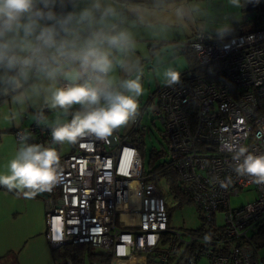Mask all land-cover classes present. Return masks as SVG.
<instances>
[{"label": "built area", "instance_id": "1", "mask_svg": "<svg viewBox=\"0 0 264 264\" xmlns=\"http://www.w3.org/2000/svg\"><path fill=\"white\" fill-rule=\"evenodd\" d=\"M259 15L261 26L252 31L226 38L196 35L191 47L197 71H181L175 85H158L148 109L163 128L191 200L207 220L222 215L221 237L170 228L165 199L144 174L138 148L115 131L58 151L62 178L40 192L48 206L45 237L53 249L89 244L108 254L107 264H197L201 257L207 264H264L258 252L264 248V184L236 174L228 151L229 145H246L264 153V11ZM24 132L31 134L30 143H51L49 127L14 128L17 143ZM248 187L256 198L233 208L230 197ZM58 264L83 262L67 258Z\"/></svg>", "mask_w": 264, "mask_h": 264}, {"label": "clouds", "instance_id": "2", "mask_svg": "<svg viewBox=\"0 0 264 264\" xmlns=\"http://www.w3.org/2000/svg\"><path fill=\"white\" fill-rule=\"evenodd\" d=\"M243 6L244 0L225 3ZM169 9L168 0H0V99L11 105L6 119L18 123L26 107L41 98L59 112L52 120L43 113L36 117L51 130L49 145L30 143L28 132L18 137L13 156L0 169V187L25 196L50 191L62 178L55 145L107 139L140 115L144 70L133 58V28L151 27L150 18ZM175 12L183 17L182 8ZM231 31L227 22L216 29L220 38ZM162 75L169 86L181 78L174 67ZM228 151L236 174L264 184V153L246 145H229Z\"/></svg>", "mask_w": 264, "mask_h": 264}, {"label": "rangeland", "instance_id": "3", "mask_svg": "<svg viewBox=\"0 0 264 264\" xmlns=\"http://www.w3.org/2000/svg\"><path fill=\"white\" fill-rule=\"evenodd\" d=\"M190 3V7H187V0H183L177 5L170 6L171 8L168 11L159 13L158 16L150 18L152 20L151 27L138 26L133 28L137 40V49L133 58H139L144 70L142 83L144 85L145 94L140 98L141 107L147 103L148 97L153 94L157 85L163 83L162 73L165 68L174 67L181 72L188 67V61H186V57L181 53L179 47L189 40L194 39V36L191 35L192 31L200 29L201 32H205L206 30H204L203 27L206 29H217L225 22L234 26L237 23L236 21H238L236 19L242 16V12H240L239 9L225 7L226 0H215L214 3L210 0H205L203 3H201V0H191ZM177 8L183 9L184 14L182 18H177L175 12ZM246 14L253 15L255 13L250 10L249 12H244L245 16ZM232 20H236L234 24H231ZM154 42L156 43L154 45L155 48L151 49L149 44ZM120 74L123 75L122 73ZM30 104L38 105V110L47 108L43 100H34ZM47 110V112L40 111L39 113H43L49 120L59 115V112H53L48 108ZM32 114L36 117L35 115L37 113L32 112ZM152 119H154V125L149 123ZM133 123L132 121L126 126L121 127L118 129V132L122 134L128 133L134 127ZM139 123L151 128V132L145 135L144 147H142L144 152H142L144 169L148 171L150 170L148 158H150L152 146L156 147L157 150H161L163 147L165 148L166 142L159 134L161 124L158 123V120L153 118V115L148 113V111L144 112ZM55 147H57V151L60 153H65L70 150L72 144L65 143L63 145H55ZM166 158L167 156L165 154L154 158L152 163L153 167L165 162L167 160ZM154 181L159 185L162 195H164L168 205L167 207L169 208V227L175 231L199 227L201 218H199L200 212L197 206L192 202L190 203L186 200L182 201L178 197L173 196L170 192V184L165 175H157ZM254 191L253 187L240 190L237 195L234 194V196L230 197V205L236 208L247 204V202L253 201L256 198V192ZM216 218L219 224L223 223L221 214H218ZM95 250L98 251L99 249ZM258 252L264 254V248H260ZM54 253L55 255L57 254L60 259H63L65 256L63 247L55 248ZM85 264L89 263L86 262ZM197 264H207L206 259L201 257Z\"/></svg>", "mask_w": 264, "mask_h": 264}, {"label": "crops", "instance_id": "4", "mask_svg": "<svg viewBox=\"0 0 264 264\" xmlns=\"http://www.w3.org/2000/svg\"><path fill=\"white\" fill-rule=\"evenodd\" d=\"M182 1L168 0V3L174 6ZM190 1L187 0V7H190ZM204 1L201 0V3ZM210 1L215 2V0ZM238 9L242 12V16L241 19L239 17L236 19L238 21L235 20L237 23L234 26L240 22L247 23L244 31L255 28L257 23L254 20L258 19L259 10H264V0H244V6ZM250 10L255 14L245 16L244 12ZM235 21L232 20L231 24ZM203 29L209 34L216 35L214 28L203 27ZM198 32L201 30L192 31L191 35L194 36ZM10 107L8 101L0 99V169L4 168L7 160L13 156L18 147V143L14 140V128H25L32 124L41 125L36 120L39 114L38 105L29 104L19 117L18 123L6 119L10 114ZM32 112L37 113L36 117ZM47 207L45 197L41 193L25 196L0 187V264H58L66 259L65 254L63 259L55 255L54 249L45 237Z\"/></svg>", "mask_w": 264, "mask_h": 264}, {"label": "trees", "instance_id": "5", "mask_svg": "<svg viewBox=\"0 0 264 264\" xmlns=\"http://www.w3.org/2000/svg\"><path fill=\"white\" fill-rule=\"evenodd\" d=\"M264 11V10H262ZM260 15L258 14V19L254 20L255 23H257V25L255 26V28L249 29V30H253L256 29L257 27L261 26V21H260ZM247 23H238L236 26L231 27L232 31L230 34H228L227 36H224L223 38H226L228 36H231L235 33H240V31H244L245 25ZM200 32H198L196 35H198ZM205 33V32H204ZM206 35L212 36V37H218L217 33L215 35V33L209 34V33H205ZM196 35H194V39L196 37ZM192 40H189L188 42H186L184 45L180 46L179 49H181V53L184 54V56L186 57V61H188V67L185 68L182 71L188 70V69H192L195 70L196 65H197V60L194 50L191 47L192 44ZM156 43H150L149 46L151 49L155 48ZM197 71V70H195ZM180 72V71H179ZM181 73V72H180ZM160 85V84H159ZM158 88V85L156 87V89ZM156 90L153 92V94L148 97V101L144 106H140V111L144 110V111H148L146 109L149 108V106L154 103L156 101V98L154 97ZM44 107L46 108V106L44 105ZM40 111L42 112H47V108L46 109H40L37 110V112L39 113ZM149 113V111H148ZM153 118H156L153 116ZM153 120H151L152 125H154ZM32 125H36V124H32ZM37 126V125H36ZM45 126V125H44ZM47 127V126H45ZM118 131V130H117ZM160 131V135L163 137V139L166 142L165 148L163 147L161 150H157L156 147L152 146L151 149V153H150V158H148L149 160V165H150V170L145 171L144 169V164H143V172L144 174L147 176L148 180H152L154 184H156L154 180H156V176L159 174H163L166 176L168 183L170 184V192L172 193L173 196L178 197L179 199H181L182 201L186 200L188 202H192L194 203L189 194L188 191L186 189V186L184 184V182L181 180V178L179 177L177 171H175V167L172 165V161H171V157H170V153H169V148L167 147V140L166 137L162 134L163 133V128L161 126ZM149 132H151V128L149 126L146 125H141V123L138 124V126H136L135 128H132L128 133H123V135L128 136V139L135 145L136 148H138L141 157L143 152V148L144 147V139H145V135H148ZM143 152V153H142ZM165 154L167 156V160L163 163H160L159 165H157L156 167H153L152 163L154 158H156L157 156L163 155ZM143 159V157H142ZM141 159V160H142ZM161 192V189L159 187L158 184H156ZM161 196L164 197V195H162L161 192ZM165 199V197H164ZM195 204V203H194ZM165 208L167 210V214H168V218L170 216V212H169V208L167 207V203L165 200ZM195 206H197V204H195ZM197 208L199 209L200 212V217L201 218V224L199 227L195 228V229H186L184 231H188V232H192L194 233L196 236L198 237H204L206 239L208 238H217V237H221L222 234V224H219L217 222L216 218H212L210 220H207L206 218H204V215L202 214V211L200 209L199 206H197ZM167 218V220H168ZM169 223V220H168ZM64 253L66 255V259L70 258L71 260L74 261H80L83 263L88 262L89 264H107L108 263V254H106L105 252L102 251H96L93 247H90L89 244H69V245H65L64 247Z\"/></svg>", "mask_w": 264, "mask_h": 264}]
</instances>
